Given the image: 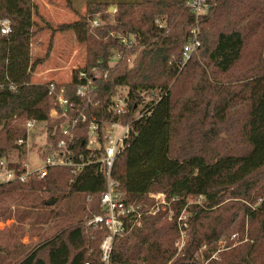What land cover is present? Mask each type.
I'll use <instances>...</instances> for the list:
<instances>
[{
    "label": "trees",
    "instance_id": "16d2710c",
    "mask_svg": "<svg viewBox=\"0 0 264 264\" xmlns=\"http://www.w3.org/2000/svg\"><path fill=\"white\" fill-rule=\"evenodd\" d=\"M206 3L209 10L198 19L201 47L185 64L183 48L197 22L181 0L104 3L116 5L118 11L115 25L95 30L99 38L90 30L89 20L96 13L91 8L78 21L63 25L60 30L75 32L87 46L85 67L73 71L71 82L56 84L57 93L64 89L70 104L63 117L56 97L50 95L51 83L32 82L42 64V60L33 61L31 54L34 0H0V20L7 18L12 25L10 35L0 32V160L27 138L24 125L28 121L46 124L48 143L55 149L66 140L63 125L78 118L70 147L76 161L90 156L88 131L93 118L101 127L121 123L130 127V134L112 177L120 183L125 202L150 203L148 195L160 191L170 203L171 219L163 213L152 216L145 208L137 224L130 216L124 218V233L114 239L111 264H198L195 255L203 244L213 252L224 235L244 237L247 221L250 241L221 253L220 262L210 264H264V0ZM130 36L141 42L132 64L128 57L134 54L121 45L122 38ZM113 50L124 53L111 68ZM236 69L242 73L234 78ZM81 72L95 81L96 91L90 98L77 95L84 82L79 79ZM120 89H128L123 115L114 105ZM54 107L59 114L51 118ZM81 114L87 117L85 122ZM234 114L245 149L228 152L218 144L222 125ZM23 157L21 151L19 158ZM100 167L91 164L78 175L55 167L44 180L0 186V196L48 194L41 202L50 209L65 199H81L87 216L18 264H101L100 247L109 231L96 224L88 232L85 225L105 214L101 197L107 180ZM88 197L92 199L89 206ZM190 198L198 203L186 208ZM184 209L191 217L184 228L185 248L178 254L174 244L185 223L180 220Z\"/></svg>",
    "mask_w": 264,
    "mask_h": 264
},
{
    "label": "rangeland",
    "instance_id": "374dc122",
    "mask_svg": "<svg viewBox=\"0 0 264 264\" xmlns=\"http://www.w3.org/2000/svg\"><path fill=\"white\" fill-rule=\"evenodd\" d=\"M34 2L36 5L34 14L35 35L32 40L31 54L33 61L42 60V64L36 68L32 82L35 84L69 83L72 80L73 71L85 67L87 61V46L78 41L75 32L71 30L62 31L60 28L63 25L78 21L91 8L96 13L91 15L89 20L91 25L90 30L96 38H99L95 30L104 28L108 24L115 25V15L117 14L118 7L116 5L108 7L104 4L112 2V0H34ZM112 8L114 9L111 10ZM157 22L160 23V20ZM196 22L198 26V21L196 20ZM161 23L159 25L163 27L164 23H162L163 25ZM110 35L114 36L116 34L111 33ZM129 38H133V36ZM135 40L136 46L132 49H127L129 54H134L128 57L130 64L135 59V55L141 50V42L136 38ZM116 51L113 50L110 55L109 67L111 68L119 60L111 58L113 52ZM249 58L247 57V60ZM236 70L234 71V78L242 73ZM127 94L128 89H120L114 98L115 103L120 99L124 100ZM237 123V115L234 114L221 127V141L218 146L227 149L226 151L228 152H239L245 149L237 136ZM46 129L47 126L45 124L38 126L37 129L35 128L32 134L34 142H40V138L43 139V135L46 134ZM36 136H38L37 140L35 139ZM32 148L31 153L35 154V149L39 148V146H33ZM32 154L28 152L26 156L19 158L20 161L17 164L27 161L30 156L36 159V155ZM15 159L16 155L12 157V152L7 156V162L11 168L12 161H15ZM159 194L165 195L160 191L152 192L148 195L150 203L143 201L141 205L152 216L163 213L164 217L167 215L171 219L173 217H171L169 211L171 206L168 207L167 205L169 202L166 195L167 204L162 205L159 211L154 210L156 209V204L159 203V198H157ZM49 197L48 194L26 192L14 193L11 196H0V264H18L41 245L53 239L63 229L79 223L82 219H87L86 214L82 213L83 207L80 202L81 199H78V202L74 199H65L50 209L45 207L41 202ZM197 203V199L190 198L186 208ZM51 211H54L55 214L50 217L49 213ZM190 217L191 213L187 209H184L181 215L183 222L186 223ZM245 229L246 234L244 237L238 233L241 241H244L246 237L248 238V221L246 222ZM87 231L91 232V229L88 228ZM231 236L224 235L221 239H225L231 244ZM187 239V231L181 233L180 230V236L176 240L174 247L177 248V243L181 246L183 241L186 245ZM243 244L245 243L239 244L238 246ZM218 245L219 242L217 243V248Z\"/></svg>",
    "mask_w": 264,
    "mask_h": 264
},
{
    "label": "built area",
    "instance_id": "2783aa9c",
    "mask_svg": "<svg viewBox=\"0 0 264 264\" xmlns=\"http://www.w3.org/2000/svg\"><path fill=\"white\" fill-rule=\"evenodd\" d=\"M184 1L185 6L189 8L195 15L196 20L207 14L209 7L206 0H181ZM159 24V22H157ZM97 25V23H96ZM162 27V26H161ZM0 32L3 36H8L12 33L11 21L7 18L0 20ZM191 39L183 48L184 63H187L192 55L198 51L201 47L200 41V30L196 26L191 31ZM121 45L123 48L132 49L136 46L135 38H122ZM123 53L121 51L113 52L111 58L122 59ZM97 69H93L92 73H96ZM79 79L83 84L78 87L77 95L82 98H90L91 93H95L96 86L95 81L92 76L87 72H81L79 74ZM13 90L16 88L13 87ZM50 95L56 97V105H58L63 110V117L67 116L69 110V101L64 96V89L61 90L60 94L57 93L56 84L51 83L49 86ZM118 103V104H116ZM114 101L115 110L119 115L126 113L127 104L125 99H120L118 102ZM59 114V109L54 107L51 109V118H56ZM82 121L85 122L87 117L81 114ZM78 118L70 119L62 127V133L66 137V140H62L57 148L53 149L48 143V134L46 129V134L43 135V139L40 138V142H34V137L32 136L35 128L45 124L38 121H28L25 123V129L27 132V138L25 140H19L16 143V149L12 151V157L16 155L15 161H12V168L7 162V157L0 160V186L9 183H29L31 180L39 179L44 180L48 177V172L50 168L55 167H66L71 169L73 175H78L83 169L91 164H100V171L105 174L107 180V190L101 197V205L105 212L104 215H96L85 222L87 228H90L96 224L102 225L107 228L109 235L104 238L101 244V264H111V257L114 245L115 237L124 233L125 224L124 218L130 216L135 221L134 224L139 222L140 218L143 216V211L141 203H126L123 192L120 188V183L113 179L112 172L116 162L117 157L121 154L125 147V142L130 134V127L124 126L120 123H104L101 127L96 119L93 118L88 131V145L87 148L90 151V156L85 159L83 156L76 161L73 157L72 151L70 150L71 144L74 139V130L78 123ZM46 125V124H45ZM1 131V126H0ZM36 136V140H37ZM42 137V136H40ZM35 143V144H34ZM39 146L35 149V154L31 153V148L33 146ZM33 149V148H32ZM21 151L24 152V156L29 152L32 155H36L35 158L28 157L27 161L17 164L20 161L19 155ZM29 155V154H28ZM159 203L156 204V209L160 210L162 205L167 204L165 195L159 194ZM176 199H173V202ZM261 202V200H259ZM92 202L91 197L87 198V205ZM168 207L170 203L167 204ZM253 209H255L253 207ZM170 210V209H169ZM171 217L173 216V211L170 210ZM182 221L183 219L180 218ZM187 227L186 223L180 226L181 233L184 228ZM230 242L225 239L219 241V245L216 251L211 252L207 244H203L197 251L195 255V261L198 264H210L212 261H220V254L235 248L239 244L249 242L246 237L244 241H241L238 234H233L231 236ZM178 249V254L182 253L185 248V243L180 246L179 243L176 244Z\"/></svg>",
    "mask_w": 264,
    "mask_h": 264
},
{
    "label": "water",
    "instance_id": "95a60500",
    "mask_svg": "<svg viewBox=\"0 0 264 264\" xmlns=\"http://www.w3.org/2000/svg\"><path fill=\"white\" fill-rule=\"evenodd\" d=\"M114 8H112L111 10H113ZM52 204H53V202H52Z\"/></svg>",
    "mask_w": 264,
    "mask_h": 264
}]
</instances>
